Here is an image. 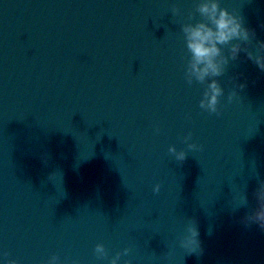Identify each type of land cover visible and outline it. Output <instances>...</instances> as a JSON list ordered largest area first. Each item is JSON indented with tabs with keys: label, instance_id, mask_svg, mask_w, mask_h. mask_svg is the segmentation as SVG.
<instances>
[{
	"label": "water",
	"instance_id": "1",
	"mask_svg": "<svg viewBox=\"0 0 264 264\" xmlns=\"http://www.w3.org/2000/svg\"><path fill=\"white\" fill-rule=\"evenodd\" d=\"M198 2L0 0V264L125 248L118 264H264V231L242 222L264 179V72L240 52L219 114L200 108L181 30ZM219 3L264 55V0ZM189 220L202 253L180 246Z\"/></svg>",
	"mask_w": 264,
	"mask_h": 264
},
{
	"label": "clouds",
	"instance_id": "2",
	"mask_svg": "<svg viewBox=\"0 0 264 264\" xmlns=\"http://www.w3.org/2000/svg\"><path fill=\"white\" fill-rule=\"evenodd\" d=\"M173 15H179L180 9L172 8ZM196 13L201 19L195 23H185L181 26L184 34L187 52V64L185 68V79L188 84L195 80L201 84H207L203 93V99L200 100L201 109L209 113H218L219 98L224 94L220 81L216 78L225 73L226 66L230 60H236L240 52L246 53L247 59L253 61L261 72H264V55H256L251 51L253 39H255V30L243 26V20L240 16L233 14L227 8L220 6L219 0H199L195 7V13L189 14V20H195ZM264 28V25H261ZM235 41V42H233ZM255 46L264 50V41H257ZM227 48V53H225ZM244 88L245 85H238ZM237 95L235 90L229 93V101ZM191 139V134L184 138L185 142ZM189 150H196L198 146L195 143H188ZM168 151L175 154L178 161H184L186 152L169 147ZM257 177L258 174L256 173ZM161 185L156 184L153 188L154 193L160 192ZM255 207L243 218L245 226L252 224L258 225L261 231H264V179L258 178V188L253 192ZM245 206L248 203L246 194L243 197ZM180 246L187 250L189 254L202 253L201 241L199 240V231L195 226L194 220H189L187 235L180 241ZM131 249L125 248L123 253L117 252L111 258L110 264H118L121 256H127ZM95 253L98 257L105 258L108 252L103 244L95 246ZM7 256V253H5ZM59 257L52 256L47 264H57ZM6 264H18L16 260H6ZM72 264H77L73 261ZM124 264H131L130 260H125Z\"/></svg>",
	"mask_w": 264,
	"mask_h": 264
}]
</instances>
